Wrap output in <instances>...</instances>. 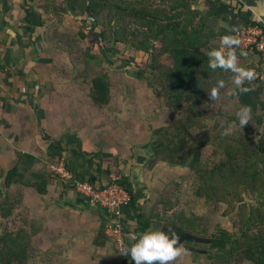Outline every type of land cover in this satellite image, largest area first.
<instances>
[{
  "label": "trees",
  "instance_id": "trees-1",
  "mask_svg": "<svg viewBox=\"0 0 264 264\" xmlns=\"http://www.w3.org/2000/svg\"><path fill=\"white\" fill-rule=\"evenodd\" d=\"M209 2L237 8L225 0ZM194 4L195 0H46L42 22L53 28L65 23L66 15L80 17V28L64 46L72 61L83 66L79 76L95 106L113 107L112 84L107 71L95 69L97 65L89 59L93 54L95 60L99 53L105 55L110 49L134 64L158 96L161 107L178 114L170 124L153 130L149 166L153 169L166 163L192 172L193 178H182L193 179L192 199L183 197L182 181L174 178L155 199H150L151 207L146 211L135 200L134 182L122 174L120 183L131 196L129 205L138 211L135 224L125 228L126 233L138 235L149 229L167 232L172 228L183 247L194 257L204 254L210 264H264V143L258 132L261 120H251L242 130L238 127L236 115L224 109L222 102L224 93L231 94L235 89L233 74L210 69L207 56L209 50L221 48L223 35L236 36L242 26L262 23L240 16L236 31L230 32L224 26H215L216 19L200 20ZM87 21L93 26L85 25ZM236 52L241 66L258 73L245 86L262 84L264 62L260 54L241 48ZM139 54L142 62L137 61ZM219 79L225 81V87L220 89V102H212L207 91ZM259 92V100L264 102V88L256 94ZM230 124L237 127L225 135ZM207 147L211 151L206 156ZM93 156L90 159L98 174L92 173L86 180L105 186L108 176L100 177L104 168ZM105 169L110 171L109 166ZM54 175L49 163L25 152H17L10 167H0V264H41L37 256L56 254L45 246L48 242L39 239L36 219L23 217L21 225L13 221L17 207H30L27 191L46 194ZM201 203L207 206V218L209 211L217 212L219 205H225L222 215L228 219L227 224H206L202 213L196 211ZM100 232L108 240L105 226ZM59 259L53 261L59 263Z\"/></svg>",
  "mask_w": 264,
  "mask_h": 264
},
{
  "label": "crops",
  "instance_id": "crops-1",
  "mask_svg": "<svg viewBox=\"0 0 264 264\" xmlns=\"http://www.w3.org/2000/svg\"><path fill=\"white\" fill-rule=\"evenodd\" d=\"M225 1L237 8L195 0L198 18L216 19L215 26L228 29L238 25L240 16L264 23V0ZM45 3L0 0V167L5 170L17 152H25L47 163L63 160L75 179H88L98 174L91 154L104 168L102 178L108 160H115L113 167H120L121 174L134 182L135 200L149 211L150 199L158 195L146 185L147 177L159 168L149 166L152 149L148 152L149 148L137 146L145 141H135L140 137L132 134L133 151L120 153L126 135L118 122L110 124L109 120V114L117 110L95 106L79 73L64 72L55 52L63 49L54 38L56 27L48 28L42 22ZM47 189L46 194L36 196L45 214L38 221V234L44 244L48 242V249L57 252L54 256L65 257L64 264H134L130 257L124 261L111 238L106 234L105 240L100 232L105 226L106 233V210L79 193L72 180L54 175ZM137 216L136 209L125 206V228H131ZM133 236L127 233L126 246L134 242Z\"/></svg>",
  "mask_w": 264,
  "mask_h": 264
},
{
  "label": "rangeland",
  "instance_id": "rangeland-1",
  "mask_svg": "<svg viewBox=\"0 0 264 264\" xmlns=\"http://www.w3.org/2000/svg\"><path fill=\"white\" fill-rule=\"evenodd\" d=\"M65 23L63 22L61 25L56 27L54 29L55 38L59 42L60 45H62L63 49L56 50V56L57 60H61L63 65L62 69L65 71H72L74 73L82 70L83 66L78 65L76 62L72 61V58L69 54V50H67V39L70 41L72 39V35L76 34L78 29L81 26V19L80 17L78 19L72 17V16H65ZM70 24V28H68V25ZM85 25L93 26L92 22L87 21ZM94 28V27H93ZM95 30L96 27H95ZM72 33V34H69ZM73 40V39H72ZM76 57H78V51L74 52ZM94 53H97V50L94 51ZM96 59L94 60L93 54L92 58L90 57L89 61L90 63H93V65H97L95 69L97 68H103L105 71H107L109 75V81L112 84V99H113V107L117 111L111 112L110 115V124H113V121L116 123L118 122V125L121 128V131L126 135V143L127 145H120V153L124 152L127 154H130L133 150V148L137 145L141 147L142 149L149 148L147 151L152 149V134L153 130L155 128H158L159 126L168 125L171 122H173L176 117L178 116L176 111H169L168 109H165L161 107L159 104L160 100L158 96L152 91L151 88H149L146 84V81L142 79V76L138 74V70L135 68L133 63H127L125 60L121 59V56L112 53V51L109 49L107 50V54L99 53ZM127 55V54H126ZM122 58H125L124 56ZM77 58H75L76 60ZM100 60V64H98V61ZM137 61L142 62V55H137ZM98 65H100L98 67ZM253 69V68H252ZM254 70V69H253ZM83 71V70H82ZM89 72H93L90 71ZM90 74V73H89ZM149 74V73H148ZM252 91L241 94H236L237 97H234L233 94H227L225 92L223 96V104L224 109H227V111L231 114H236V112L240 109L241 106H248L251 109V120L255 121V119L260 118V128L259 133H261V141L264 143V102H260V92L256 94L258 89L264 88V82L260 84L259 86L250 87ZM254 89V90H253ZM257 89V91H256ZM256 91V92H255ZM256 96H255V94ZM243 99V101L241 100ZM217 102H220V97ZM118 112V114H117ZM116 119H114V116H116ZM114 119V120H113ZM259 121V120H258ZM255 123V122H254ZM211 124V121L210 123ZM112 128V127H111ZM110 128V129H111ZM134 134L135 137L138 138L137 142L145 141L144 143H130L131 140L129 139L131 135ZM259 135L258 133H255V136ZM125 138V137H124ZM119 148V149H120ZM211 149L210 147L204 148V155H208L210 153ZM99 159H96L95 161H98ZM129 160V159H128ZM132 161V160H131ZM57 162V161H56ZM59 162V161H58ZM116 161H109L108 160V166L110 167V171L107 172L105 175L108 176L105 178V181H109L110 174H121V170L118 168L115 169L113 167ZM52 162H49V166ZM107 167V166H106ZM158 170L156 173L152 174L147 177L148 181L146 182V185L152 189V192L157 191L160 193V190L170 182L171 179L177 178L180 181H182L181 186L184 189V191L181 192L183 197L187 200L192 199V182L193 179H189L187 181H184L182 178L183 176L188 178H193L192 172H189L188 169L182 167V166H174L169 165L166 163H163L162 165H158ZM107 170V169H106ZM145 183V182H144ZM15 191V189L13 190ZM14 193V192H12ZM36 196H42L41 194H38L37 192H28L26 194V202L30 205V207L26 208L24 206L17 207L15 209L14 215H13V221L19 225L22 224L21 218L28 217L32 219H36L39 221V219L43 220L45 217L44 209L39 208V205L37 203ZM33 203L37 206H33ZM33 208V209H32ZM225 208V205H219L217 208V212H210L209 211V218H207V206L201 205L197 206V212L202 213L203 218L202 220L208 224L210 227L214 226V222H220L223 225L227 224L228 219L225 218L222 215V211ZM209 210V209H208ZM215 213V214H211ZM236 213V210H235ZM209 219V221H207ZM213 230H215L213 228ZM42 243H44V240H41ZM115 249V245L113 246ZM185 248V247H184ZM50 249V248H49ZM117 249V248H116ZM186 249V248H185ZM118 250V249H117ZM187 250V249H186ZM41 253H44L43 250H40ZM54 252V251H53ZM40 253V252H38ZM57 254V252H56ZM43 256V255H42ZM52 256V255H51ZM60 258L61 262L55 263L53 259ZM124 261H129V258H126L125 256H122ZM37 261H40L41 264H64L67 260L65 257L62 259L61 256H48L45 255V257L41 258L40 256H37ZM63 262V263H62ZM33 263V262H31ZM175 264H210L206 259L205 255H197L194 257L193 253L190 250H187L186 253L179 258ZM243 264H248L243 263Z\"/></svg>",
  "mask_w": 264,
  "mask_h": 264
},
{
  "label": "clouds",
  "instance_id": "clouds-1",
  "mask_svg": "<svg viewBox=\"0 0 264 264\" xmlns=\"http://www.w3.org/2000/svg\"><path fill=\"white\" fill-rule=\"evenodd\" d=\"M229 31L235 32L236 29L230 28ZM240 43L235 35H223L220 38L221 48H213L207 52L210 69L214 71L222 69L233 74L232 82L235 85L231 93L233 95L252 91L250 87L245 86V83H251L257 75L253 69L245 68L238 63L236 49ZM241 55L245 53L242 52ZM224 87L225 81L217 80L216 85L207 91L208 99L212 102L218 100L220 89ZM235 115L241 130L251 121V109L248 106H241ZM236 127V124H230L224 134H230ZM132 239L134 242L123 247L121 255L130 257L134 264H175L187 251L172 228L167 232L149 229L134 235Z\"/></svg>",
  "mask_w": 264,
  "mask_h": 264
},
{
  "label": "built area",
  "instance_id": "built-area-1",
  "mask_svg": "<svg viewBox=\"0 0 264 264\" xmlns=\"http://www.w3.org/2000/svg\"><path fill=\"white\" fill-rule=\"evenodd\" d=\"M236 37L241 42L238 48L257 51L264 62V23L244 25L238 30ZM256 74L258 76L257 72ZM262 78L264 79V73ZM49 167L58 177L72 180L79 193L85 195L91 203L106 210L108 215L106 234L111 238L115 247L121 251L127 244L123 209L131 201L130 194L120 183L121 175L113 173L109 177L108 184L99 186L86 179H75L63 160L52 162Z\"/></svg>",
  "mask_w": 264,
  "mask_h": 264
}]
</instances>
